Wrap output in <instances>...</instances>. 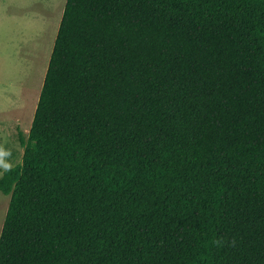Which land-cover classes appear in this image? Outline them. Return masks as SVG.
I'll use <instances>...</instances> for the list:
<instances>
[{"label":"trees","instance_id":"obj_1","mask_svg":"<svg viewBox=\"0 0 264 264\" xmlns=\"http://www.w3.org/2000/svg\"><path fill=\"white\" fill-rule=\"evenodd\" d=\"M0 264H264V0H66Z\"/></svg>","mask_w":264,"mask_h":264},{"label":"rangeland","instance_id":"obj_2","mask_svg":"<svg viewBox=\"0 0 264 264\" xmlns=\"http://www.w3.org/2000/svg\"><path fill=\"white\" fill-rule=\"evenodd\" d=\"M66 0H0V176L21 165ZM9 197L0 194V233Z\"/></svg>","mask_w":264,"mask_h":264}]
</instances>
